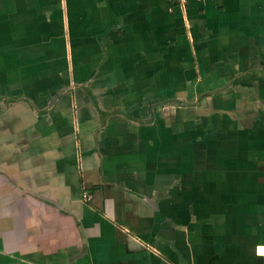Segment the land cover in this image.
Returning a JSON list of instances; mask_svg holds the SVG:
<instances>
[{
    "label": "crops",
    "instance_id": "0c3cea01",
    "mask_svg": "<svg viewBox=\"0 0 264 264\" xmlns=\"http://www.w3.org/2000/svg\"><path fill=\"white\" fill-rule=\"evenodd\" d=\"M0 264H264V0H0Z\"/></svg>",
    "mask_w": 264,
    "mask_h": 264
},
{
    "label": "built area",
    "instance_id": "2783aa9c",
    "mask_svg": "<svg viewBox=\"0 0 264 264\" xmlns=\"http://www.w3.org/2000/svg\"><path fill=\"white\" fill-rule=\"evenodd\" d=\"M166 1L178 5L180 7H184L188 2V0H166Z\"/></svg>",
    "mask_w": 264,
    "mask_h": 264
}]
</instances>
